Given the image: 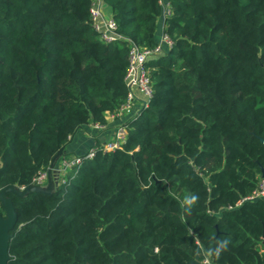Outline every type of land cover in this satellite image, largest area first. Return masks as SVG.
Masks as SVG:
<instances>
[{
    "label": "trees",
    "instance_id": "16d2710c",
    "mask_svg": "<svg viewBox=\"0 0 264 264\" xmlns=\"http://www.w3.org/2000/svg\"><path fill=\"white\" fill-rule=\"evenodd\" d=\"M104 1L125 40H101L92 0H0V190L107 125L161 18L172 42L119 149L93 146L52 194L8 195V264H264V199L246 200L264 179V0Z\"/></svg>",
    "mask_w": 264,
    "mask_h": 264
},
{
    "label": "built area",
    "instance_id": "2783aa9c",
    "mask_svg": "<svg viewBox=\"0 0 264 264\" xmlns=\"http://www.w3.org/2000/svg\"><path fill=\"white\" fill-rule=\"evenodd\" d=\"M90 14L92 19V26L94 30L99 34L101 40L105 44L115 43L125 38L117 32V27L112 16L107 14L106 5L104 0H92L90 7ZM169 14L168 4L164 6V15ZM172 42L166 34H162L158 45L153 49H141L135 44L131 43L129 49V67L126 76L127 87L129 90V97L126 103L115 113L108 114L112 116V119H121L126 115L131 114L134 110V105L139 102L142 106V110L148 107L151 100L153 91L149 79V70L146 64L151 60L163 56L167 48L171 47ZM140 113V112H139ZM137 112L129 120L139 115ZM126 123V122H125ZM124 124L118 126L116 135L106 145L102 146L106 151H114L119 149L126 139L127 127ZM96 128H102L104 126L94 125ZM96 150L90 149L86 154L87 159H92ZM83 159L80 156H74L70 158H62L58 162V170L60 171V183H65V175L71 172L74 168L82 164ZM49 179V169L44 172H40L33 180L35 186H45ZM24 190V187L19 188ZM264 199V179H262L254 191V193L246 200ZM205 264H212L209 258L204 260Z\"/></svg>",
    "mask_w": 264,
    "mask_h": 264
},
{
    "label": "water",
    "instance_id": "95a60500",
    "mask_svg": "<svg viewBox=\"0 0 264 264\" xmlns=\"http://www.w3.org/2000/svg\"><path fill=\"white\" fill-rule=\"evenodd\" d=\"M65 147H63L53 158L49 168V179L47 186L31 185L24 190L15 186H8L0 190V202L3 212L0 210V264H8L10 260L9 242L11 233L18 223V216L9 194L18 197H25L29 193L38 192L44 194H52L58 187L60 181V171L56 169L58 160L64 155Z\"/></svg>",
    "mask_w": 264,
    "mask_h": 264
},
{
    "label": "crops",
    "instance_id": "0c3cea01",
    "mask_svg": "<svg viewBox=\"0 0 264 264\" xmlns=\"http://www.w3.org/2000/svg\"><path fill=\"white\" fill-rule=\"evenodd\" d=\"M109 14V13H107ZM164 32V19L158 21L157 39H161ZM142 106L139 102L134 105V110L131 114L126 115L121 119H112L111 115H107V125L102 128H96L94 125L81 127L77 133L72 137L70 143L65 148V153L72 154V156H80L87 153L93 146H104L114 139L119 125L129 121V119L141 112ZM59 161V160H58ZM58 168V162L56 169ZM48 184V183H47ZM47 186V185H46Z\"/></svg>",
    "mask_w": 264,
    "mask_h": 264
},
{
    "label": "clouds",
    "instance_id": "9594fccd",
    "mask_svg": "<svg viewBox=\"0 0 264 264\" xmlns=\"http://www.w3.org/2000/svg\"><path fill=\"white\" fill-rule=\"evenodd\" d=\"M195 198L193 197V200H194ZM189 202H191V201H189ZM226 245H227V241H225V242H223V244L221 245V247H226ZM217 251H219V250H217Z\"/></svg>",
    "mask_w": 264,
    "mask_h": 264
},
{
    "label": "rangeland",
    "instance_id": "374dc122",
    "mask_svg": "<svg viewBox=\"0 0 264 264\" xmlns=\"http://www.w3.org/2000/svg\"><path fill=\"white\" fill-rule=\"evenodd\" d=\"M163 5H164V6L166 5V2H165V1H163Z\"/></svg>",
    "mask_w": 264,
    "mask_h": 264
}]
</instances>
